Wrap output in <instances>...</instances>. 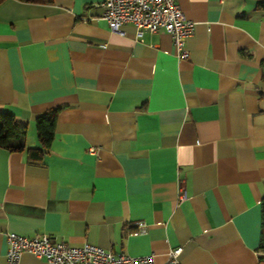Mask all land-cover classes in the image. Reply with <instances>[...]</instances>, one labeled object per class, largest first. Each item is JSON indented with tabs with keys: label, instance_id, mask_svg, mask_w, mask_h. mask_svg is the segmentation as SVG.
Instances as JSON below:
<instances>
[{
	"label": "crops",
	"instance_id": "0c3cea01",
	"mask_svg": "<svg viewBox=\"0 0 264 264\" xmlns=\"http://www.w3.org/2000/svg\"><path fill=\"white\" fill-rule=\"evenodd\" d=\"M102 2L0 5V112L26 127L23 152L0 148V264L7 233L153 264L179 247L180 264H264V0H176L194 23L187 59L166 33H110ZM54 109L50 149L31 158Z\"/></svg>",
	"mask_w": 264,
	"mask_h": 264
},
{
	"label": "built area",
	"instance_id": "2783aa9c",
	"mask_svg": "<svg viewBox=\"0 0 264 264\" xmlns=\"http://www.w3.org/2000/svg\"><path fill=\"white\" fill-rule=\"evenodd\" d=\"M101 6V18L106 22L110 33L119 37L125 36L122 27L127 24L135 28V37L139 41L145 33H166L172 38L176 57H189L185 40L192 35L194 23L186 18L176 0H103ZM89 152L94 153V149H89ZM186 198L184 187L179 183V203ZM135 226L136 234L146 230L144 223H137ZM6 243L7 264H19L23 253L44 259L46 264H153L152 255L131 257L114 254L88 243L73 247L64 242H56L45 234L25 237L17 233H7ZM181 253L180 247L170 249L163 264H180Z\"/></svg>",
	"mask_w": 264,
	"mask_h": 264
},
{
	"label": "trees",
	"instance_id": "16d2710c",
	"mask_svg": "<svg viewBox=\"0 0 264 264\" xmlns=\"http://www.w3.org/2000/svg\"><path fill=\"white\" fill-rule=\"evenodd\" d=\"M5 0H0V5ZM26 3L49 4L51 0H18ZM59 109H54L39 115L35 119V129L37 140L41 149L27 152L31 158L40 159L46 154L52 143ZM26 135V127L20 126L15 122L12 115L6 112H0V148L9 152H23L22 140ZM261 211V235L258 251L259 260L264 262V198L260 201Z\"/></svg>",
	"mask_w": 264,
	"mask_h": 264
}]
</instances>
